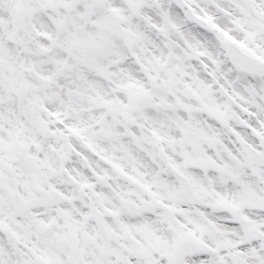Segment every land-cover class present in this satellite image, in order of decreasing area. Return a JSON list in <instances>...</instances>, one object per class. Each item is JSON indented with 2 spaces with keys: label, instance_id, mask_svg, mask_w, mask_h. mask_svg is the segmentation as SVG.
I'll list each match as a JSON object with an SVG mask.
<instances>
[{
  "label": "snow or ice",
  "instance_id": "snow-or-ice-1",
  "mask_svg": "<svg viewBox=\"0 0 264 264\" xmlns=\"http://www.w3.org/2000/svg\"><path fill=\"white\" fill-rule=\"evenodd\" d=\"M0 264H264V0H0Z\"/></svg>",
  "mask_w": 264,
  "mask_h": 264
}]
</instances>
